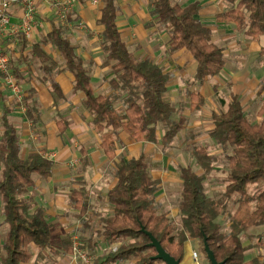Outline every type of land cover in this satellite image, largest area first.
<instances>
[{
    "label": "trees",
    "instance_id": "16d2710c",
    "mask_svg": "<svg viewBox=\"0 0 264 264\" xmlns=\"http://www.w3.org/2000/svg\"><path fill=\"white\" fill-rule=\"evenodd\" d=\"M226 2L228 5L216 15V22L232 23L236 30L253 39L264 36V0ZM150 3L153 21L169 34L166 54L186 50L196 63L194 81L198 85L218 76L225 66L223 50L211 42L212 31L196 19L198 4L182 7L173 0H150ZM120 13L116 0H102L98 25L102 28L103 65L111 73L108 96L94 93L89 71L77 56L64 27L51 24L41 42L31 46V57L41 64L40 81L59 100L64 96L54 82L57 65L51 62L43 47L50 46L61 55L63 70L73 77L72 94H83V107L91 117L89 127L100 137V148L113 164L116 184L106 195L110 213L98 220L100 229L95 237L88 235L92 222L88 218L86 188L71 190L69 203L81 224L82 248L90 252L101 245L108 248L96 256L93 264H164L152 259L156 252L149 246L147 234H150L180 264L189 240L199 244L205 264L210 262L203 249L204 240L217 263L264 264L259 257L245 259L249 251L264 250L263 236L249 234L254 228L264 227V101L257 112L258 122L248 118L236 96H231L226 110L212 115L213 127L207 135L226 154L227 160L226 185L221 198L212 199L204 187L218 157L194 146L191 157L201 174L190 167H181L176 217L159 213L155 195L161 180L151 175L145 154L128 161L122 157L116 159L118 136L123 132L135 143L159 144L166 149L184 130L187 120L182 116L174 120L175 110L164 100L171 75L150 59H137L121 40L117 29ZM21 39L23 50L27 43L24 37ZM16 80L15 75L17 84ZM188 97L190 112L201 110L203 97L194 92ZM22 103L25 119L33 125L38 123L40 111L34 95L29 94ZM9 113L3 110L0 117V213L7 227L0 248V264L28 263L32 259V247L40 253L53 250L59 257L69 256L71 236L56 235L45 209L26 198L35 187L36 178L46 181L51 177L54 164L40 154L22 157L17 130L8 119ZM58 118V133L62 135L68 122L61 115ZM160 129H164L161 137L158 136ZM81 154L84 171L88 161L86 152ZM227 201L232 202L235 210L229 216L225 233L218 219L227 210Z\"/></svg>",
    "mask_w": 264,
    "mask_h": 264
},
{
    "label": "crops",
    "instance_id": "0c3cea01",
    "mask_svg": "<svg viewBox=\"0 0 264 264\" xmlns=\"http://www.w3.org/2000/svg\"><path fill=\"white\" fill-rule=\"evenodd\" d=\"M51 1L72 4L67 19L68 25L64 27L66 36L74 46L84 67L89 71L94 93L110 95L108 79L111 77V73L110 68L103 65L102 28L98 25L102 0ZM174 1L182 7L198 4L199 12L196 19L212 31L211 42L223 50L225 59L223 70L218 76L208 78L202 85H198L194 81L196 63L186 50H180L171 55L166 54L169 34L162 26L153 21L150 0H116L121 11L117 19V29L121 40L127 44L137 59H150L171 75L164 100L174 110H182L177 105L187 103L189 112L188 94L190 92L199 93L203 97V107L214 100L219 103L220 107H223V111L230 103L231 96L238 98L244 111L247 110L246 106L249 103H254L258 99L263 102L264 53L262 52L264 51V36L253 39L236 30L232 23L216 22V15L227 7L226 0ZM36 4L39 25L29 38H25L27 47L21 49L22 36L17 35L15 38L8 36L3 39V49L9 57L14 79L15 75L17 76L16 82L22 91L23 98H27L31 93L34 95L40 111V120L33 125L25 119L24 104H19L14 99L3 84L1 77L0 117L3 110H9L8 119L17 130L23 158L41 153L55 155L52 161L54 166L51 177L46 181L36 178L35 187L29 190L26 198L36 207L45 209L49 221L55 226L56 235H81V224L78 221L77 212L70 206L69 197L72 189L86 188L90 207L88 218L92 222L88 235L95 237L100 229L97 227L98 220L110 213L106 195L116 184V179L112 175L113 164L108 161L100 148V137L89 127L91 117L83 107V94H72L73 77L69 72L63 70L61 55L50 46H44L43 51L49 56L51 62L57 65L54 82L60 88L64 99L59 100L52 97L49 86L40 81L43 77L41 64L36 58L31 57V46L39 44L49 32L51 24H56L57 12L54 8L46 5L43 0H36ZM20 17L19 9H13L10 21L12 27L18 25ZM257 40H262V45L256 42ZM225 89H227V101L220 98L221 92ZM203 107L194 113L201 112ZM59 115L68 122V128L62 135H59L57 127ZM182 117L187 120L186 116L182 115ZM118 137L119 143L115 146L117 160L122 157L128 161L143 154L139 153L127 158V156H122V149L128 150V148L139 144H144L146 147L153 145L135 143L123 132H120ZM82 151L86 152L88 161V167L84 171L80 164L81 158H83ZM73 162L79 165L80 172H73L72 169L77 168V165L71 166ZM110 166L112 167L111 175L108 173ZM103 189H106L105 193L102 192ZM6 231L7 227L2 223L0 213V248ZM193 247L197 248L198 243L187 241L182 264L187 258L191 257L192 259V254L195 252ZM107 249L101 245L96 251L88 252L96 257ZM31 251L32 259L25 264H81L71 255L59 257V254L53 250L40 253L35 247H32ZM201 256L200 263L205 264L203 255L201 254Z\"/></svg>",
    "mask_w": 264,
    "mask_h": 264
},
{
    "label": "rangeland",
    "instance_id": "374dc122",
    "mask_svg": "<svg viewBox=\"0 0 264 264\" xmlns=\"http://www.w3.org/2000/svg\"><path fill=\"white\" fill-rule=\"evenodd\" d=\"M173 2L176 3L174 0ZM225 5H228L227 2ZM256 42L262 45V40H257ZM220 98H222L224 101H227V89L221 92ZM212 101L213 102L211 103H207L205 107H203V110L199 113H190L188 111L187 103H181L177 105L180 106L182 110L175 109L173 119L178 120L180 116L184 115L187 117V122L184 130L179 133L171 147L165 149L159 144L148 145L147 147L144 144H139L128 148V150L122 149V156H127V158L138 155L139 153L145 154L147 162L150 165L151 175L161 179L160 189L155 195V201L158 204V212L167 213L170 218L176 217L179 204V196L181 191L179 169L181 167H190L198 175L201 174V171L195 164V160L191 157V151L194 146L204 148L207 150V152L216 155L219 159L218 163L214 166L213 171L204 182L207 195L212 199L219 200L224 192L227 172L226 154L216 145V143H214V141L210 140L207 135L213 124L212 113L222 112L223 107H220L218 102H215L214 100ZM261 102L262 101L258 99L256 102L249 103L248 106H246L247 112L245 111V113L253 122H258L260 119L257 115V109L260 107ZM163 133L164 129H160L158 131V136L161 137ZM72 170L73 172H80L79 165H77V168H73ZM111 170L112 167L110 166L108 168V173L110 175ZM105 190L106 189H103L102 192L105 193ZM251 192H253V190H251ZM227 205V210L218 219L219 224L222 226V231L225 233L228 232L229 216L235 210V206L231 201H227ZM100 214L105 215L103 212H100ZM250 233L255 235L261 234L264 240V227L259 229L254 228L249 231V234ZM78 236L80 237V235ZM244 241L245 244H248V241ZM193 251L196 253L198 262L196 263L193 261L192 256V259L191 257L187 258L183 264H201L200 259H202V253L199 244L197 248L193 247ZM256 257L264 260V250L249 251L246 254L245 259L248 261Z\"/></svg>",
    "mask_w": 264,
    "mask_h": 264
},
{
    "label": "built area",
    "instance_id": "2783aa9c",
    "mask_svg": "<svg viewBox=\"0 0 264 264\" xmlns=\"http://www.w3.org/2000/svg\"><path fill=\"white\" fill-rule=\"evenodd\" d=\"M43 2L52 7L57 12L56 24L62 27L68 25L67 19L70 14L72 4L60 3L59 1L43 0ZM18 8L21 17L17 26H11L10 21L13 9ZM38 8L36 0H0V77L5 87L11 92L14 99L22 104L23 94L19 86L15 83L14 76L11 71L10 60L3 49V39L6 37H16L21 35L24 38H29L35 28L39 25L37 20ZM41 156L53 161L55 155L41 153ZM77 165L76 162L71 164L72 167ZM72 254L71 256L79 260L81 264H93L96 258L86 249H83L79 242V236L71 235ZM193 260L197 262L196 253L192 254Z\"/></svg>",
    "mask_w": 264,
    "mask_h": 264
},
{
    "label": "water",
    "instance_id": "95a60500",
    "mask_svg": "<svg viewBox=\"0 0 264 264\" xmlns=\"http://www.w3.org/2000/svg\"><path fill=\"white\" fill-rule=\"evenodd\" d=\"M147 236L150 239V244L149 246L153 249H155L156 255L152 258L154 260H160L162 261L164 264H180L179 261L175 260L173 257H171L170 255H168L161 247L160 243L150 234H147ZM203 249L204 252L206 254V257L208 259V261L210 262V264H224L225 261L221 262V263H217L213 253L209 250L205 240L203 241Z\"/></svg>",
    "mask_w": 264,
    "mask_h": 264
}]
</instances>
